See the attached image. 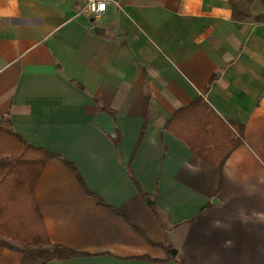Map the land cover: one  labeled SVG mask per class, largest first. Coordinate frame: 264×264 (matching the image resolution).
I'll return each instance as SVG.
<instances>
[{"label": "crops", "instance_id": "0c3cea01", "mask_svg": "<svg viewBox=\"0 0 264 264\" xmlns=\"http://www.w3.org/2000/svg\"><path fill=\"white\" fill-rule=\"evenodd\" d=\"M200 95L244 124L221 175L165 128ZM8 120L54 154L33 195L50 243L80 253L45 264H264V23L228 0H110L98 17L0 0ZM0 264L36 261L0 246Z\"/></svg>", "mask_w": 264, "mask_h": 264}, {"label": "trees", "instance_id": "16d2710c", "mask_svg": "<svg viewBox=\"0 0 264 264\" xmlns=\"http://www.w3.org/2000/svg\"><path fill=\"white\" fill-rule=\"evenodd\" d=\"M254 0H228L233 20L250 19L264 23V0H258L262 11L253 13ZM138 136V144L146 127V112ZM10 121L0 124V246L22 253L23 258L45 264L53 258H71L80 253L49 241L42 216L33 195V185L46 161L54 156L42 147L28 144L13 132ZM165 128L182 140L196 155L215 167L221 175L222 166L229 154L242 142L244 124L226 123L200 95L186 106L173 112ZM83 180L74 165L65 160ZM4 237L16 241L13 245Z\"/></svg>", "mask_w": 264, "mask_h": 264}, {"label": "built area", "instance_id": "2783aa9c", "mask_svg": "<svg viewBox=\"0 0 264 264\" xmlns=\"http://www.w3.org/2000/svg\"><path fill=\"white\" fill-rule=\"evenodd\" d=\"M75 3L77 9L81 13L90 14L93 17H98L107 8L110 0H68Z\"/></svg>", "mask_w": 264, "mask_h": 264}, {"label": "rangeland", "instance_id": "374dc122", "mask_svg": "<svg viewBox=\"0 0 264 264\" xmlns=\"http://www.w3.org/2000/svg\"><path fill=\"white\" fill-rule=\"evenodd\" d=\"M250 11L253 13H257L262 11V6L260 4V2L258 0H254L251 4H250ZM96 21V20H95ZM6 238V237H5ZM9 239V238H7ZM8 241V240H7ZM27 260L31 261V259L27 258ZM37 264V263H36Z\"/></svg>", "mask_w": 264, "mask_h": 264}, {"label": "water", "instance_id": "95a60500", "mask_svg": "<svg viewBox=\"0 0 264 264\" xmlns=\"http://www.w3.org/2000/svg\"><path fill=\"white\" fill-rule=\"evenodd\" d=\"M214 202H216L217 201V198H214V200H213Z\"/></svg>", "mask_w": 264, "mask_h": 264}]
</instances>
